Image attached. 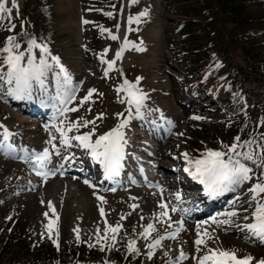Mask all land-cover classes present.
Instances as JSON below:
<instances>
[{"label":"rangeland","instance_id":"1","mask_svg":"<svg viewBox=\"0 0 264 264\" xmlns=\"http://www.w3.org/2000/svg\"><path fill=\"white\" fill-rule=\"evenodd\" d=\"M88 1L90 2V0H50L43 2L44 19L48 20L50 24L54 23V29L52 30L56 36V41L52 45V56H56L53 52L59 53L62 61L67 64L68 74L72 75L73 73L76 79L81 80L78 88H75L76 100L70 105V108L75 107L79 110L67 112L60 120H63L67 125L78 120L95 119L96 136L107 133L108 127L115 126L116 113L126 105V102H121V93L118 94L116 91L123 82L122 73L118 72L116 68L120 65L125 70L126 76L133 81L139 75L143 76V85L150 92L148 100L154 106L151 116L152 118L156 117L155 123H149L145 117L140 123H136L137 128L142 127L143 133L141 135L133 127L126 126L123 129L127 140L126 146L128 148L132 147L136 152L131 155L132 162L129 167L134 166V168H137L142 164V160H148L151 169H158V176L165 172L166 166L176 168V170L182 169L186 163L181 154L187 152L191 156L192 151L196 149L194 146L205 143L206 137L208 135L212 136L214 134L213 129L217 127L209 126L211 123L201 118L195 121L200 125H207V129L203 130L204 132L192 130L189 128L193 120L190 116L191 113L202 110L200 113H203L204 117L220 118L221 109L215 108L216 98L220 97L216 83L211 84L212 89L214 88L216 91L212 92V89H208L204 92L205 90L200 89L197 93L194 90L196 85L193 81L195 80L183 75V66L179 62L181 59L180 53L172 45L183 40L178 25L183 22L184 17L173 12L177 9V4L157 0L154 4V10L150 12L153 17H150L146 25H140L141 22L139 24H129L128 18L131 13L130 10L135 12L138 9H143L142 5H131V0H125L122 13L119 15V28L112 29V25L117 19L113 16L98 19L102 15L94 11V8H92L93 10L89 9ZM10 2L11 0H7V3ZM106 2L99 0L96 3L91 0V4L95 8L103 6ZM16 3L20 25L23 22L28 31L37 32L36 24L38 23L32 10L33 7L29 6L27 8V0H16ZM178 5L181 7L182 4L178 3ZM253 11L252 14H256L258 8L253 9ZM88 17H92V19H89V23H83ZM212 17L211 13L205 19L199 21L203 24H210ZM102 28L106 31L101 32ZM111 29L117 31L113 33L118 37L117 40L109 38L105 42L104 40L94 39L108 35L112 32ZM6 35L2 32L0 38L6 37ZM125 37H127V40L132 39L143 45L136 43L139 47L131 45L125 49L122 58L116 61L114 67L116 70L108 71L105 75L107 64L102 63L101 59L105 61L115 59L116 52L120 50L119 47L122 48L125 43ZM237 38L239 39V36ZM40 42L47 43L44 37L40 39ZM183 44L180 43L179 46ZM221 47L222 45L219 44L218 49L213 50L210 56L215 55L218 56L219 60H227L228 62L229 59L222 56L223 50ZM0 48H2L1 42ZM179 48L181 49V47ZM105 50H107V54L102 55ZM34 54L38 62L41 59L39 49H34ZM215 56H212L211 60L217 59ZM49 60L48 63L51 65V69L45 80L47 93L43 95L39 92L34 93L32 101L36 105H40L42 111L52 110L50 115H56L52 102L46 101L45 97L56 94L54 77L59 73L60 65L57 66L53 58ZM210 64L208 71L211 74L215 73V69L212 67L213 64L211 62ZM90 88H95L97 92H101V101L95 103L91 99L88 103L80 106V101L87 95V90ZM42 100L45 102H42ZM0 101L7 107L5 110L7 125L0 127V239L7 235L4 233L5 230H8V234L10 233L9 229H5V221L9 218L14 216L17 220L19 219V225L26 223V231L25 229L22 231L16 229L7 242L9 247L11 246L10 240L15 243L12 253L16 255V258L0 260V264H19L22 262H28L29 264H92L94 260L97 262L112 260L113 257L107 249L95 259L93 254L87 253V249L81 251V248H79L80 243L89 246L94 243L104 245L97 242V235L103 237L105 221L108 225L115 226L119 224L122 226L120 233L117 235L115 242V249L117 250L114 254L119 251L122 243L128 244L129 240H135L139 248L146 253L148 251L147 245L154 238L176 232L180 227L176 223L178 221H182L183 230L179 231L175 239H163L161 245L156 247L158 253H168L170 255L167 264H178L181 251H183L186 258L179 264H197L196 258L202 254V250L199 253L196 252L193 243L197 238L198 223H200L201 233L210 232L209 237L211 238L209 239L217 242L222 250H234L238 257L247 256L246 254H251L254 257V255L259 254V251L264 253V242L255 238L243 228L245 224L254 222L251 214L255 205L254 203L250 204L251 194L248 191L250 181L228 190L225 202L229 206L227 205L228 207L213 216L201 217L199 204L197 201L193 202L192 200L183 203L181 210L172 213L171 208L174 204L168 202L171 192L166 193L164 187L151 190L148 187L139 186L124 190L120 189L118 192L107 191L99 189L94 184V178H72L71 175L61 173L62 170L70 168L71 161H77L76 155L80 150V146L76 141H72V149L67 148L64 150L63 153L67 154L66 157L61 152L60 155L52 153V163L47 166V170L53 173L50 175L52 177L48 176L46 179H42L36 175L33 170L34 166L31 163L12 158L6 155L5 150L8 149V143H11L20 150L27 148L35 152H42L45 147H48L49 151L52 152L51 146L46 142L49 140L51 132L57 136L56 141H53V143L59 148L61 146L59 134L51 128V122L35 119L36 122L33 123L32 120H29L30 118L25 115V112L34 109L30 110L28 103L15 102L4 89L0 90ZM212 107L214 111L209 110ZM0 108L2 109L1 105ZM100 114H103V118L96 119ZM128 118L131 120V116ZM160 121L165 122L162 125ZM11 122L13 123L10 125ZM46 125L48 126L47 130ZM92 128L93 126L90 124L88 127H80L78 132L73 131L68 135L71 137L77 135V133H88ZM186 129H188L186 135L189 137L180 133L181 130ZM5 130L10 134L7 140L4 138ZM151 133H159L157 147L151 144L149 137ZM151 138L153 137L151 136ZM93 140L95 139L93 138ZM11 150L16 151V148H11ZM71 152H74V155ZM68 157H71V159H66ZM68 161L69 164L66 165ZM161 162L166 166H161ZM152 164L156 166L153 167ZM80 167L82 168L83 164ZM85 181L88 183H85ZM5 185L8 188L4 187ZM14 186H16L15 189L8 190L9 187ZM98 197H103L106 203L102 204ZM170 200L176 202L173 197H170ZM166 202L171 216V228L156 219V216L161 212L159 205L161 203L166 204ZM49 203L54 206L55 212L59 216V249L53 243V240L56 239L55 234H53L52 239H49L44 227L48 223V219L55 218L49 208ZM10 205L11 208H6ZM133 205H138V207L133 210ZM20 206L23 207L22 210H19ZM193 206L196 207L193 209ZM100 207L104 208L106 214L103 217L99 211ZM203 208L204 206L201 207V209ZM232 211H236L238 215L231 218V223L218 224L214 222L228 219L226 213ZM45 213H48V218L45 217ZM121 216L124 219H121ZM209 217L213 218V223L217 229L224 228L228 238L216 233L213 227L210 231L208 220L207 223L204 222L205 224L201 223ZM245 217H248V219H245ZM149 223L154 224L155 231L151 233L148 240H145L141 234ZM75 229L79 230V241L76 239ZM110 236L111 234H109ZM132 237L134 238L131 239ZM204 237L207 236L202 238ZM101 241L104 240L101 239ZM110 241L109 238L108 242ZM207 248L213 247L207 246Z\"/></svg>","mask_w":264,"mask_h":264},{"label":"snow or ice","instance_id":"2","mask_svg":"<svg viewBox=\"0 0 264 264\" xmlns=\"http://www.w3.org/2000/svg\"><path fill=\"white\" fill-rule=\"evenodd\" d=\"M7 0H0V24H4L5 19L8 21L7 30L12 32L15 30L16 25L12 23L11 12L13 9H16L18 12V5L16 0H11L12 7H6ZM138 0H131L132 4L137 3ZM5 14H7L5 16ZM109 17L112 16V13H107ZM142 15H146L143 13ZM83 23L87 24L89 21L85 20ZM139 23V17H129V24ZM23 28V25H21ZM118 27V26H117ZM106 31L101 29V32ZM109 36L112 40H117L118 37L109 33ZM131 44L130 41L125 37V43L123 47L116 52L115 59L110 61H105L101 59L102 63L107 64L108 71L114 70L116 61L122 58V53L125 49ZM135 47V45H132ZM21 44L18 42L15 35L9 36L6 38L5 45L0 48V90H2L3 84H7V95L15 97L18 99H32L34 93L39 92L42 95L47 93V86L45 80L47 73L51 69V65L48 63L45 58L48 54V48L44 45L38 44L35 38H29L27 41L26 51H20ZM34 49H39L41 54V59L37 62L36 55L34 54ZM27 53V56H26ZM107 50L102 55H106ZM53 60L56 61L57 66H59L58 58L53 57ZM6 67L7 71H3V68ZM55 79V95H48L45 97L46 101L52 102V106L56 110V115L53 116V120L56 121L61 116L69 111L76 112L78 108H69L68 104L75 99L76 89L72 86V78L68 74L67 70L62 66H59V73L54 77ZM139 79V78H138ZM95 89H90L85 97L80 101V106L88 103L95 93ZM117 93H125L126 101L121 100V102H127L131 108L129 112L132 111V108L135 109L136 115L141 117V109L144 107V102L147 98V95L137 87L136 83H130L128 80H124L123 84L116 89ZM42 102H45L42 100ZM91 111V109H89ZM103 114H100L96 119H102ZM192 119H201L199 116H194ZM92 125L93 128L90 132L84 133L82 135H74L69 137L68 133L73 131H79L80 127H88ZM127 120L122 121L117 127L112 128L107 133L98 136L93 140L95 136V126L96 120H78L65 125L63 120H60L59 126L54 122L51 124V128L54 129L55 133L59 134V143L65 149L72 146V141L78 142V146L89 151L93 160L97 161L104 170V178L111 179L120 175L122 169V161L124 159V149L127 144L125 139V134L123 129L126 127ZM261 126H264V118L261 119ZM0 127H3L0 125ZM48 126L46 125V130ZM9 133L7 130L4 132L5 140L8 139ZM182 135V134H180ZM57 139L55 134L50 132V138L46 142L51 146L52 152L49 151L48 147H45L42 152L33 151L30 155H26L25 162L31 163L34 167L33 170L38 176L42 179H46L48 176L52 175L47 166L52 163V153L60 155V148L57 147L53 141ZM253 145H255V150H253ZM222 149L226 150H213L206 149L203 153L200 154L199 158H192L187 152L182 153L186 167L184 171L191 176L193 180L198 181L200 184L204 185L205 192L209 197H214L224 191L232 190L239 185L249 182L253 179V168L249 167L244 161H249L252 164H255L257 168L262 169L260 173L256 176V183L249 188L250 195V204L254 203V210L251 214L254 222L245 224L243 226L252 236L264 242V199H260L261 196H264V134L261 135L260 141L255 139H249L247 141L241 142L240 137L237 136L234 138V142L231 145H221ZM238 148H246V151H238ZM25 153L28 152L27 149H24ZM66 159H71L68 157ZM257 160L260 163L257 164ZM142 171V170H141ZM85 183H88L85 181ZM115 191V189H112ZM101 203H106L103 197H98ZM135 199V198H133ZM177 202H180V195L175 196ZM133 210H135L138 205H133ZM49 208L53 213L54 219H48V223L44 226L48 238L52 239L53 234H55L56 239L53 240L54 245L59 249L58 238H59V216L55 212L54 206L49 203ZM161 212L156 216V219L162 223L167 224L169 228L172 227L171 216L169 215V206L168 204L161 203L159 205ZM177 207L173 206L171 212L175 213ZM101 216H105V211L103 207L99 209ZM48 218V213L44 214ZM236 211L226 213L228 219L214 221L218 224H229L231 223V218L237 216ZM121 219H124L121 216ZM248 219V217H245ZM180 225L179 229L171 235L161 236L159 238H154L151 243L147 245L148 248V258L151 259L153 249L161 245L163 239H175L179 234L180 230H183L182 221L176 222ZM207 223V221H205ZM121 225L116 224L115 226L108 225L105 221L104 235L103 237L97 235V242L99 243L101 239L105 242L109 240L112 241V247H114L117 240V235L121 231ZM76 239L80 240L79 230L75 229ZM99 232V230H97ZM155 231V226L152 223H149L141 234L145 240H148L151 236V233ZM109 234L111 236L109 237ZM43 235V234H42ZM208 233H201L200 225H197L196 239L194 240V246L196 252H200L202 246L205 249L204 255L197 257V264H252L253 257L247 255L244 257H238L237 253L234 250H221L207 248V242L203 239V236H207ZM211 238V237H209ZM94 246V245H90ZM101 251L105 250L104 245L100 248ZM127 251L129 254H139V249L136 247L135 240H129L127 244ZM185 254L181 251L180 256L178 257L179 262L185 259ZM257 264H264V259L257 261Z\"/></svg>","mask_w":264,"mask_h":264},{"label":"trees","instance_id":"3","mask_svg":"<svg viewBox=\"0 0 264 264\" xmlns=\"http://www.w3.org/2000/svg\"><path fill=\"white\" fill-rule=\"evenodd\" d=\"M165 1L177 4L178 7L173 12L184 17L183 23L179 25L181 27L178 29L183 38L180 43L184 44L182 46H179L180 43L172 44L174 49L180 53L179 62L183 66L182 69L188 74L200 78L210 69L211 62L215 69V79L222 80L228 86L224 101V117L218 121L217 127L213 129L214 134L208 135L205 143L195 146L196 150H199L200 154L206 149L226 150L222 149L221 145H231L237 136L240 137L241 142L249 139L260 141L261 135L264 134V126H261V119L264 118V0ZM178 3L182 4L181 7ZM255 8H258V11L256 14H252ZM211 13L213 17L210 24H203L199 21ZM12 18L11 22L16 27L11 34L21 38V40L17 38L21 47L22 44H27L29 38L44 37L47 42L54 40V35L44 30L41 24L42 28H39V33L35 34L24 31L18 20L13 16ZM48 22L44 21L42 24L47 27ZM7 26L8 21L5 19L4 24H0V33L7 34L6 37L0 38L2 47L8 37ZM52 27L54 28L53 24H50L49 29L51 30ZM219 44L222 45V56L227 57L228 62L227 60H219L218 56H210L213 50L218 49ZM212 56L217 59L211 60ZM6 70L7 68L4 67L3 71ZM205 129L207 128L204 127L203 130ZM195 131L199 132V130ZM255 147L253 145V150ZM240 149L238 148V150ZM242 149L247 150L246 148ZM19 210L21 209L19 208ZM18 221L19 219L17 220L14 216L5 221V229H9L10 233L8 234V230H5L4 233L7 235L0 239V260L16 258V255L12 253L15 243L10 240L11 246L9 247L7 242L16 229L21 231L25 229L26 231V223L19 225L20 222ZM100 243L104 244L106 250L107 243L105 241H100ZM93 245L80 243L79 248L81 251L87 249V253L93 254V258L96 259L105 250H100L102 245L95 243ZM141 255L140 251L138 255L129 254L127 245L122 243L119 251L114 254L117 262L103 263L94 260L93 264H141ZM125 257L126 259H124ZM160 263L161 261H157L154 264ZM19 264L29 263L22 262Z\"/></svg>","mask_w":264,"mask_h":264},{"label":"bare ground","instance_id":"4","mask_svg":"<svg viewBox=\"0 0 264 264\" xmlns=\"http://www.w3.org/2000/svg\"><path fill=\"white\" fill-rule=\"evenodd\" d=\"M85 153V151H81V154H84ZM173 171V169H171V168H166L165 169V172H164V174H163V178L165 179L166 177H169L170 175V173ZM173 182L172 181H170V179H169V181H166L165 180V185H166V188H167V193H169V192H171V193H173L176 189H177V185H174V184H172ZM170 193V194H171ZM168 195V194H167ZM170 197H173V198H175V196L174 195H172L171 194V196H169V199H170ZM180 198H181V200H180V202H178V204H180V205H182L183 203H185V202H187V201H189L190 200V197H188L187 195H186V191H182V194L180 195ZM176 200V199H175Z\"/></svg>","mask_w":264,"mask_h":264}]
</instances>
